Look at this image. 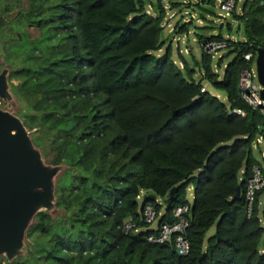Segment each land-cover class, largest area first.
<instances>
[{
	"label": "trees",
	"instance_id": "1",
	"mask_svg": "<svg viewBox=\"0 0 264 264\" xmlns=\"http://www.w3.org/2000/svg\"><path fill=\"white\" fill-rule=\"evenodd\" d=\"M218 1L0 0L13 114L61 168L54 212H38L24 255L0 264H264V185L249 213L246 201L254 168L264 182V115L238 91L240 70L253 65L244 56L264 49V0H243L217 24ZM225 39L218 56L201 49ZM147 205L156 226L188 207L186 255L174 237L147 241Z\"/></svg>",
	"mask_w": 264,
	"mask_h": 264
},
{
	"label": "water",
	"instance_id": "2",
	"mask_svg": "<svg viewBox=\"0 0 264 264\" xmlns=\"http://www.w3.org/2000/svg\"><path fill=\"white\" fill-rule=\"evenodd\" d=\"M254 65L264 100V49L256 50ZM7 76V70L0 72V99L14 107ZM60 170L43 166L42 154L20 119L0 110V257L11 262L23 256L25 232L34 216L54 212V182ZM174 193L170 191L166 203Z\"/></svg>",
	"mask_w": 264,
	"mask_h": 264
},
{
	"label": "built area",
	"instance_id": "3",
	"mask_svg": "<svg viewBox=\"0 0 264 264\" xmlns=\"http://www.w3.org/2000/svg\"><path fill=\"white\" fill-rule=\"evenodd\" d=\"M251 1V0H249ZM240 0H219L217 2V8L219 10L218 18L216 23H221L225 18H227L235 9ZM227 39L220 42H207L201 49L202 51L210 56H218L219 52L225 50L227 47ZM255 58V57H254ZM254 58L252 55H245L244 60L246 62H251L253 60V65L249 67L242 68L239 73L238 79V91L240 98L246 102L253 110H257L261 115H264V100L260 98L261 86L255 82L256 71L254 65ZM204 88L201 89V93H204ZM235 113L240 116H244L241 110H234ZM261 139L259 138L257 142L259 143ZM248 181L247 191H246V201L248 204L247 212L249 213V206L253 201L254 193L260 190L264 182L261 178L260 172L257 168L252 170V177ZM188 212V207H178L173 212V217L176 221L172 224H158L153 231L154 235H150L147 241L152 244H164L170 242L171 238L174 237V248L180 256H184L188 253L189 244L185 238V230L188 226V222L185 215ZM142 217L147 224H153L156 221V212L151 205H147L143 208ZM134 226L125 225V231L128 232Z\"/></svg>",
	"mask_w": 264,
	"mask_h": 264
},
{
	"label": "rangeland",
	"instance_id": "4",
	"mask_svg": "<svg viewBox=\"0 0 264 264\" xmlns=\"http://www.w3.org/2000/svg\"><path fill=\"white\" fill-rule=\"evenodd\" d=\"M242 2H243V0H240V2L238 3V5H237V12H239V8H240ZM168 17L169 18H168V22H167L168 25H167L166 34H168V32H171V30L174 29V23H175L176 19H178V16H176V15L174 16L173 13L170 14ZM184 22H186V20ZM197 25L198 26H202L201 23H198ZM24 32L28 35V37L30 39H35L39 35L38 29L35 28V27L27 26V27L24 28ZM190 35H191V32H190ZM178 40H179V37H177L175 35L172 38V44L174 45L175 42H177ZM180 42H181V45L184 46V48L186 49V51H188L189 49H192V47H194L193 46L194 43L192 41L190 42V44H188V43H186V40L184 38H181L180 39ZM194 55H195L196 59L199 60V57H200L199 49H195L194 50ZM255 82L257 83V78L255 79ZM14 84H16V83H14ZM208 91L210 92V94L212 96L216 97L218 95L217 98L221 99V101L224 100L223 95L220 94L219 92H216L215 90H212L210 88H208ZM16 108L11 107L8 102L0 99V110L1 111H3V112H9V113L13 114V113L16 112ZM263 155H264V153H263ZM49 161H50V157H46V158H43L42 157L43 166L49 167V163H48ZM139 204L141 206V204H142V201L141 200H140ZM163 210H164V207H163ZM263 212H264V199L261 201V206H260V218L262 220H263ZM156 224H157V222H154L151 227L152 228H155L156 227ZM213 232H214V229L212 228L209 231L208 235L212 234ZM1 264H3V263H1Z\"/></svg>",
	"mask_w": 264,
	"mask_h": 264
},
{
	"label": "crops",
	"instance_id": "5",
	"mask_svg": "<svg viewBox=\"0 0 264 264\" xmlns=\"http://www.w3.org/2000/svg\"><path fill=\"white\" fill-rule=\"evenodd\" d=\"M235 25V24H234ZM236 26V25H235ZM229 38V39H231V40H233V41H235L237 38H238V36L237 35H224V38ZM255 59V58H254ZM216 97H218V95L216 96Z\"/></svg>",
	"mask_w": 264,
	"mask_h": 264
}]
</instances>
